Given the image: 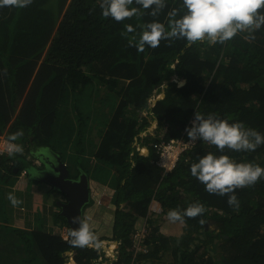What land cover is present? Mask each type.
I'll list each match as a JSON object with an SVG mask.
<instances>
[{
    "label": "trees",
    "instance_id": "obj_1",
    "mask_svg": "<svg viewBox=\"0 0 264 264\" xmlns=\"http://www.w3.org/2000/svg\"><path fill=\"white\" fill-rule=\"evenodd\" d=\"M100 2L32 0L24 8L0 7V134L9 140L22 130L16 143L37 161L44 157V148L58 152L54 143L63 139L70 143L74 135L73 149L87 136L98 144L97 159L110 163L118 173L113 178L117 185L111 183L116 194L112 198L113 237L108 239L120 242L124 263L132 258L135 222L148 218L146 245L150 250L137 254L140 262L162 260L171 253L172 264H264V179L236 189L239 206H229L230 194H210L190 174L191 164L201 155L220 153L206 142H190L186 133L195 112L242 121L264 133V27L254 33V39L244 32L215 45L161 40L158 47L145 46L141 51L135 45L145 24L158 21L167 28L168 13L180 9V0H166V7L156 17L149 15L150 10L140 9L122 22L104 17ZM128 25L133 32L127 31ZM163 84L165 96L151 107L148 100ZM103 88L105 96L101 95ZM83 97L91 105L85 113L79 107ZM69 98L75 113L72 122V117L66 118V109H61ZM143 110H149L164 126L158 138L140 136L150 125ZM172 139L190 143L173 169L166 170L158 163L159 143ZM135 142L144 145L145 151L148 148V156ZM23 151L0 155V181L5 186H12L13 178L24 171L31 180L41 181L40 173L31 172L34 164ZM224 152L238 162L264 167V145L251 152L227 148ZM83 169L89 175L88 168ZM153 197L165 211L157 219L149 213ZM197 203L204 211L184 217L177 236L159 233L166 221L159 219L167 217L169 210L183 212ZM60 212L59 207L56 213L67 222ZM209 219L217 229H204ZM99 225L107 227L104 222ZM9 227L5 231L15 240H23L19 251L27 253L6 254V232L0 222V264H94L101 258L104 264L112 263L104 258L102 248L73 247L70 227L68 238L43 227L23 231ZM200 234L209 236L211 246L203 239L191 250ZM92 236L91 244H100L105 238Z\"/></svg>",
    "mask_w": 264,
    "mask_h": 264
},
{
    "label": "clouds",
    "instance_id": "obj_2",
    "mask_svg": "<svg viewBox=\"0 0 264 264\" xmlns=\"http://www.w3.org/2000/svg\"><path fill=\"white\" fill-rule=\"evenodd\" d=\"M31 3L32 0H0V7L10 6L24 8ZM133 4L138 5L139 8L133 6ZM99 7L101 9V14L104 17L110 18L116 22H122L137 15L140 9L150 10L149 15L156 17L161 10L166 7V0H101ZM262 9H264V0H180V9H173L168 13L169 20L167 28L164 24L158 21L146 23L135 46L138 50L142 51L145 46L151 48L158 47L161 40L173 41L181 39L185 41L186 45H192L200 41H205L210 45L224 44L225 42L232 40L238 33L242 32H247L250 38L254 39V33L264 27V11H261ZM127 31L133 32L132 26L128 25ZM216 68L213 70L214 72L216 71ZM182 84L179 86H182ZM165 87L166 84L161 85L160 89L156 87L151 98L148 100L151 107H153L159 99L165 96L163 95L165 94ZM146 111L148 114H145V116H153L149 110ZM152 120H156V118L152 117ZM186 133L190 142L198 140L200 142H206L209 145L215 146L217 152L220 153L217 155L216 152L209 151L201 155L198 160L190 166L191 176L195 177L200 183H202L205 186V190L210 194H218L221 196L230 194L228 195L227 203L229 206L237 208L239 206V201L235 194V190L254 185L259 180L264 179V167L251 162H238L226 154L224 149L227 148L238 152L255 151L258 147L264 145V133L246 127L242 121L229 122L226 119H219L213 115L205 116L199 112H195L191 126L186 127ZM22 135L23 131L18 130L9 137L8 152L1 150V144L3 140L7 138H5V136H0V155L22 152V146L16 143L18 138ZM169 143L164 141L159 143L160 155L158 163L166 170L173 169L182 153L179 154L178 159L171 168L166 165H161L160 162L163 145ZM146 149V153H148L149 150L147 147ZM46 159H50L48 160L50 162H55L56 160L51 156L46 157ZM41 175L42 180L45 175ZM68 178L78 179V176L75 177L69 173ZM8 200L13 205L20 203L12 193L8 194ZM154 207H156L158 211L153 210ZM203 211V205L198 203L192 204L184 209L183 212L171 209L168 211L167 217L159 220L160 222L166 220L164 221V225L170 224L181 228L184 217H196ZM164 212V208L160 201L153 197L149 206V213L153 218L155 216V219H157L158 216ZM86 218L87 217L84 215V220L80 217L74 218L73 220L74 223H78V227H75L70 232L71 239L69 243L73 247L83 248L91 245V247L94 248H102L105 250L103 252L104 258L109 259L112 262L111 264H137L140 262L137 259V254L139 252L146 253L150 250V245H146L150 225L148 218H144V221L139 228L135 227L134 229L135 233L132 239L134 250L131 253L132 258L128 263L122 262L124 261V258H121L119 247L120 242L118 240L104 238L100 244H91L93 236L91 229L86 222ZM209 222L206 230L211 229L212 227L217 229L213 220L209 219ZM65 227L68 231L69 225H66ZM143 230L145 234L144 241L141 242L143 250L134 255L136 250L135 244L138 240L137 233H140ZM160 231L161 229L159 232ZM161 235L177 236V234L164 233ZM201 236H203V238H201ZM203 239L205 240L204 234H200L199 239H195L191 243V250L195 249L198 244H202L201 240ZM112 241L115 242V248L118 253L115 257L111 258L107 256V251L109 250V242ZM211 253L213 254L214 251H211ZM179 255L181 256V251H179ZM153 260L157 259H142V262L140 263L148 264V262H150V264H153ZM160 261H163V259ZM96 262L104 264L103 258L95 261V263ZM65 264L75 263L67 261ZM163 264H165V262H163Z\"/></svg>",
    "mask_w": 264,
    "mask_h": 264
},
{
    "label": "rangeland",
    "instance_id": "obj_3",
    "mask_svg": "<svg viewBox=\"0 0 264 264\" xmlns=\"http://www.w3.org/2000/svg\"><path fill=\"white\" fill-rule=\"evenodd\" d=\"M240 34L243 35L244 32ZM176 81L178 82V85L181 84V80L179 78ZM94 88L96 87L94 86ZM89 90L90 89L87 91ZM106 92L107 90L103 88L101 90V95L105 96ZM71 101V98L67 99L66 102L63 103L61 109H66V118L69 119V117H72V122L75 113L72 109ZM79 107L82 112H88L89 108L91 109V105H89V99L83 97V99L80 101ZM142 112L144 113L143 116L148 114L146 110H143ZM148 117L150 125L145 132L140 134V136L145 137L151 135L154 138H158L164 130V126H160L157 119L152 120V115H148ZM67 124V122L64 123V125ZM64 125L60 127L61 130L63 129ZM0 136L4 135L0 134ZM87 137L84 139L83 144H78L75 149L72 148L75 135L71 137L70 143L64 139L63 141H56V143H54V149L59 153L52 150L51 148H44L47 153L44 155V157H42L41 161L31 158V155H28L25 150L23 152L28 155V158H30L34 164L31 168V172L34 175L38 173L43 174L41 168L43 163L44 165H47L45 161L51 159H46V157L49 156L54 159L60 157L69 169L70 174L72 176L78 175V178H80L81 175L85 173L87 174L83 167L88 168L90 201L87 203V206L84 207V215L87 217L86 222L91 229L95 230V232H92V234H95V236L99 238H112V215L114 213V209L112 207V198H114L113 196L116 194V189L112 187V184L117 185L116 179L113 180V178L116 176L118 177V173L115 169H112L113 167L110 163L105 162L106 164H104L103 161L97 159L98 156L96 155V152L98 144L96 142H92V139ZM135 144L138 145V149L142 150L144 155L148 156L149 152L146 153V151L142 149L144 145H140L137 142H135ZM80 148H82L83 151L80 152ZM38 177H42V175ZM13 180L14 182L12 186H5L0 181V222L1 226H3V230H10L9 226H15L22 231L35 229V227L36 229H41L43 227L49 232L60 234L61 236H64V238H68L69 232L65 227L67 222L60 218L61 216L56 213L59 210V207L54 203L57 202L56 199L63 197V195L60 194L56 188L48 184L47 181H37L35 179L31 180L25 172H22L18 177L13 178ZM9 193L14 194L20 203L13 205L8 200ZM97 213H101V215H97ZM155 218L156 217L154 216V219ZM102 222H104L107 227L99 225L102 224ZM208 222L209 220H207V222L204 224L205 230L207 229L206 224ZM96 226L100 229H97ZM173 227L176 226L167 224L166 226L162 227L159 233L171 234L170 230ZM211 229L214 228L212 227ZM4 238L5 250L8 249V252L6 253L7 255H26L27 252H25V250L19 251V249L22 247L21 244H25L23 240L19 238L15 240L11 237L10 232H6ZM214 241H216V238ZM205 242L208 247L211 246L209 236L205 237ZM169 245L175 248V244L170 243ZM102 251L104 252L105 250L102 249ZM6 254L4 255L7 256ZM172 259L174 260V256L170 253V256L164 258L163 261L153 260V264H163V262H165V264H172Z\"/></svg>",
    "mask_w": 264,
    "mask_h": 264
},
{
    "label": "water",
    "instance_id": "obj_4",
    "mask_svg": "<svg viewBox=\"0 0 264 264\" xmlns=\"http://www.w3.org/2000/svg\"><path fill=\"white\" fill-rule=\"evenodd\" d=\"M180 83L182 84V82ZM46 153L44 151V155ZM45 162L47 165L44 171L52 170L56 175H61L62 177L61 179L57 176L54 177V175L49 176L47 174L42 180L49 182L54 188L65 194L69 204L62 202V210L60 213L66 218L69 227L73 230L75 227H78V223L73 222L74 218L80 217L84 220L83 208L90 201L89 178L86 173L78 179L68 178L70 171L60 157L55 160L57 164H52L50 161ZM44 171H42L43 174ZM209 223L206 224V228H208Z\"/></svg>",
    "mask_w": 264,
    "mask_h": 264
},
{
    "label": "built area",
    "instance_id": "obj_5",
    "mask_svg": "<svg viewBox=\"0 0 264 264\" xmlns=\"http://www.w3.org/2000/svg\"><path fill=\"white\" fill-rule=\"evenodd\" d=\"M8 143L9 140L5 139L2 142V148L1 150H5V151H9L8 150ZM189 146V142H186L182 139H176V140H171V142L169 144H164L163 145V152L161 155V165H166L169 168H171L176 160L178 159V156L181 152H183L187 147ZM167 159V160H166ZM153 210L158 211V209L156 207L153 208ZM144 230L142 232H138L137 233V242L135 244L136 250L134 255H136L139 251L143 250L142 246H141V242L144 241ZM108 251H107V256L108 257H115V255L118 253L117 249L115 248V242H109V247H108ZM95 264H101L99 262H96Z\"/></svg>",
    "mask_w": 264,
    "mask_h": 264
},
{
    "label": "flooded vegetation",
    "instance_id": "obj_6",
    "mask_svg": "<svg viewBox=\"0 0 264 264\" xmlns=\"http://www.w3.org/2000/svg\"><path fill=\"white\" fill-rule=\"evenodd\" d=\"M52 164H54V163H56V162H51ZM43 168L41 169V170H45L46 169V167H45V165H44V163H43V166H42ZM45 168V169H44ZM54 175V177H59V178H61L62 179V177H61V175L60 176H58V175H56L52 170L51 171H44V175ZM70 177V176H69ZM49 183V182H48ZM58 192L60 193V194H62L63 195V197H60V198H58V199H56L57 200V202L56 203H58V205H59V207H60V209L62 210V205H61V203L62 202H66L67 204H69V202H68V200L66 199V196H65V194L64 193H62L61 191H59L58 190Z\"/></svg>",
    "mask_w": 264,
    "mask_h": 264
},
{
    "label": "crops",
    "instance_id": "obj_7",
    "mask_svg": "<svg viewBox=\"0 0 264 264\" xmlns=\"http://www.w3.org/2000/svg\"><path fill=\"white\" fill-rule=\"evenodd\" d=\"M141 219V220H140ZM140 219H138L136 222H135V227L136 228H139V226L143 223V221H144V218H140ZM167 224H165L164 226H166ZM181 228H178V227H173V228H171V234H177V233H179V230H180Z\"/></svg>",
    "mask_w": 264,
    "mask_h": 264
},
{
    "label": "bare ground",
    "instance_id": "obj_8",
    "mask_svg": "<svg viewBox=\"0 0 264 264\" xmlns=\"http://www.w3.org/2000/svg\"><path fill=\"white\" fill-rule=\"evenodd\" d=\"M167 160V159H166Z\"/></svg>",
    "mask_w": 264,
    "mask_h": 264
}]
</instances>
